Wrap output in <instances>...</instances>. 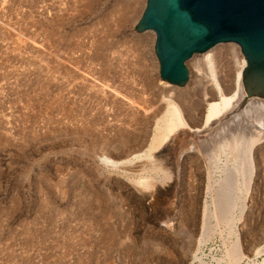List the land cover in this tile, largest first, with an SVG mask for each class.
Masks as SVG:
<instances>
[{
  "label": "rangeland",
  "instance_id": "rangeland-1",
  "mask_svg": "<svg viewBox=\"0 0 264 264\" xmlns=\"http://www.w3.org/2000/svg\"><path fill=\"white\" fill-rule=\"evenodd\" d=\"M126 1L0 0V264L260 263L263 143L249 162L247 153L242 163L233 154L222 160L210 179L194 150L200 138L170 142L174 132L148 163L144 155L168 103L188 111L196 103L206 56L227 86L237 71L233 52L243 58L239 47L194 54L185 62L188 81L170 85L158 76L154 34L135 30L146 0H128L132 13L120 18ZM209 145L204 151L216 155ZM227 172L240 177L222 188ZM142 178L149 187L135 185ZM230 185L243 201L216 221L213 202Z\"/></svg>",
  "mask_w": 264,
  "mask_h": 264
},
{
  "label": "bare ground",
  "instance_id": "bare-ground-1",
  "mask_svg": "<svg viewBox=\"0 0 264 264\" xmlns=\"http://www.w3.org/2000/svg\"><path fill=\"white\" fill-rule=\"evenodd\" d=\"M122 7L125 9V12H123V14L120 16V18L121 17L124 18L125 15L128 16L130 11L132 13V10H133L132 3L129 2L128 0L125 3H123ZM232 55H233L234 62L236 64V66H237L236 67L237 71L235 73L234 79L232 81L228 82L229 84L227 86L221 85L218 82V80L216 79L215 73L213 72V65H212L211 57L209 55H207L205 60H206V64H207V67H208L209 74H207V76H205V78L203 76H201V77L198 76L197 83L199 85V88H198V91H197L198 92V96H197L198 98H197V100H195L196 103L194 105L193 104L190 105L189 111H188V110H183L181 108V106H178L174 102L172 103V102L168 101L169 103H168V107H167V110H166L165 117L164 118H160L159 120H157L156 125H155L156 133L152 136L150 144L148 146L149 149L144 154L146 156V159L144 157L146 163H148V161H146L147 158H148V160L151 159V156H152L151 153H153V152H151V150L153 148H155L156 146H158V145L160 146L161 145L160 143H162L163 139H165L166 137H170V135L172 133H174V132H176V133L173 135L174 137L170 138L171 139L170 142H174V139L182 140L184 136H188V135L189 136L191 135V136L194 137L192 140L197 139V138L201 139L197 145L195 144L196 147H194V150H197V152L200 153V155L202 156V158L204 160V163H205L204 165L208 167L207 168L208 171H209L207 173V178L208 179H210L209 177L213 173L212 170L215 169V168H219L218 164H222L223 163L222 160L223 161L225 160V162H226L228 160L229 156H231L233 154V156L236 158V160L239 159L240 163H242V161H243L242 157L245 155V153H247V155H246L244 160L246 162H249V161H251L250 158L252 157V148L255 149V144L256 143L257 144L263 143V145H264V99L263 98H259V97H255V96H249L248 97L246 95V93H245V91L243 89V86H242V81H241V72L245 68V60L242 57H240V55L237 52H233ZM137 67H138V65H137ZM206 77H207V79H206ZM202 104L205 105L204 111H201L202 110L201 109ZM132 117H133V115H132ZM125 121H127V119ZM98 129H99V127H98ZM131 136H132V138L134 137L133 135H131ZM191 136H190V138H191ZM122 141H124V140H122ZM130 141H131V139H130ZM192 142L195 143V142H197V140L192 141ZM129 144L130 143H128V145ZM209 144H215L213 146L217 147L216 155L210 156L204 151V148L207 145H209ZM110 146H112V145H110ZM137 146H136V148L134 147V149H137ZM129 147H127V148H129ZM108 149H109V146H108ZM129 151H130V149H129ZM131 151H132V148H131ZM119 153H120V151H119ZM114 156H116V155H114ZM138 158H139V156H134L133 157V159H135V160H138ZM141 159H143V158H141ZM102 160H103V162L105 164L109 165L110 167L111 166L112 167L113 166L116 167L119 164H125V163H117L115 161H112V160H109V159H105V158L102 159ZM126 163L128 164V162H126ZM134 163H135V161H134ZM248 164L249 165H253V164H251V162L247 163V165ZM244 165H246V164H244ZM249 165L247 167L251 168ZM136 166H138V165H136ZM224 166H226V164ZM150 169H155L154 165H150ZM150 169H149V171H150ZM224 170H226V168ZM227 170H228V166H227ZM140 171L142 172V170H140ZM230 172L232 173V171H230ZM230 172H227L228 173L227 177H225L223 180H221L222 188H223V186L229 185L234 180H236L235 178H233L234 180H232V182L230 183V181L232 179L231 177H232V175H234V173H233L230 176V178H229L228 175H230L229 174ZM250 173H252V170L250 171ZM248 175H249V172H248ZM248 175L246 177H244L245 183H246L245 186H247V184H250V181L252 179ZM138 176H139V174H138ZM142 176H144V175H142ZM135 177L137 178V176H135ZM131 182L133 183V181H131ZM134 183L139 188L140 187L141 188L144 187V189H145V187H149V185L151 184V183H149L147 180H145L143 178L135 180ZM242 187H243V184H242ZM244 188H246V187H244ZM235 189L230 185V189L229 188H227V190L225 189L226 191L224 193L222 192V194L220 193L216 197V200H214L213 203L217 207L216 208L217 211H216V213L214 211H212V214H213V216H214L216 221L225 220L224 218H226L228 216V213L230 211L229 208L231 209V208H233V206L235 207L236 206L235 204H236V202L238 200L241 199L243 201V198H244L243 196L239 197V198L238 197L236 198L237 195H234L235 197L232 196L233 194L231 195L232 190L234 191ZM246 189H248V188H246ZM243 206L244 205L242 203L241 204V207H242L241 209H243ZM205 207H207V206H205ZM166 214L168 215V213H166ZM233 218H234L233 219V224L231 226L232 228H234L233 225L235 224V222L241 218V211L239 210V214H237V216L234 215ZM169 221H165L163 223V225L167 226V227L168 226L169 227L172 226L171 222H169ZM237 247L238 246H236L231 251V254H230L231 257H233L234 259H237L240 256L239 255V248H237ZM195 260L199 261V259H197V258H195ZM199 262H200V264H202L201 261H199ZM258 264H264V259Z\"/></svg>",
  "mask_w": 264,
  "mask_h": 264
},
{
  "label": "water",
  "instance_id": "water-1",
  "mask_svg": "<svg viewBox=\"0 0 264 264\" xmlns=\"http://www.w3.org/2000/svg\"><path fill=\"white\" fill-rule=\"evenodd\" d=\"M135 30L154 34L159 79L174 86L188 81L194 54L236 44L246 95L264 99V0H146Z\"/></svg>",
  "mask_w": 264,
  "mask_h": 264
}]
</instances>
